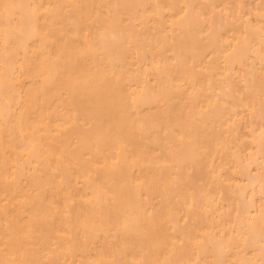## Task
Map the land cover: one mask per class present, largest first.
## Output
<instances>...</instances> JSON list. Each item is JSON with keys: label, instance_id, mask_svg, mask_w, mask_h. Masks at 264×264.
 <instances>
[{"label": "bare ground", "instance_id": "6f19581e", "mask_svg": "<svg viewBox=\"0 0 264 264\" xmlns=\"http://www.w3.org/2000/svg\"><path fill=\"white\" fill-rule=\"evenodd\" d=\"M0 264H264V0H0Z\"/></svg>", "mask_w": 264, "mask_h": 264}]
</instances>
